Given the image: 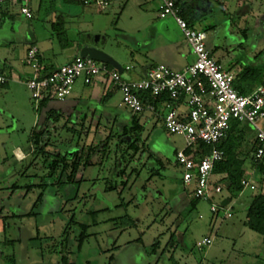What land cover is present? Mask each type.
Wrapping results in <instances>:
<instances>
[{"label":"rangeland","instance_id":"rangeland-1","mask_svg":"<svg viewBox=\"0 0 264 264\" xmlns=\"http://www.w3.org/2000/svg\"><path fill=\"white\" fill-rule=\"evenodd\" d=\"M109 1V7L96 10L73 0H32V19L17 16L19 6L14 5L9 14L14 28L22 24L23 32L7 36L15 42V53H20L23 39L29 42L36 35L37 44L48 50L46 56L55 63L64 62L73 46L86 44L137 70L140 65L159 63L153 58L152 47L153 36L164 24L158 17L160 0ZM212 1L211 11L202 12L191 26L206 32L211 55L221 61L224 69L235 74L246 67L264 72V20L261 16L262 24L255 22L259 17L256 9L262 0H254L256 9L247 18L238 14L240 9L236 6L244 0ZM58 18L65 24L64 38L70 47H62L54 36L51 26ZM10 23L7 22L6 28ZM187 60L192 61L193 57L189 55ZM9 85L0 88L3 92L0 97L3 113L0 121V264H10L11 258L12 264H63V257L74 264L264 263V236L245 224L250 195L258 191L247 189L228 206L213 213L211 201L195 199L194 188L182 183L176 151L186 147L184 136L168 133L149 113L137 116L143 126L139 136L145 148L138 144L142 151L125 152L127 145L119 143L120 122L109 126L115 137L108 144L102 166L90 168L94 178L86 174L74 187L51 186L33 209L36 215L13 216L11 212L17 215L20 211L18 205H12L14 198H22L25 211L31 212L41 189L34 187L28 192L27 186L42 180L50 183L52 178L47 179L45 175L50 159L46 162L44 156L31 155L21 163L12 155L14 146L27 148L29 145L31 124L39 113L27 86L12 81ZM90 88L85 86L86 90ZM110 104L114 107L123 104L119 89ZM124 119L120 121L131 120ZM78 129L74 134L71 129L52 134L53 143L47 146L46 152H56V144L64 149L70 136L71 144L83 148L86 155L89 147L99 145L110 133L105 130L101 133L102 139H94L93 133L87 139ZM154 150L162 154L166 170L156 164ZM102 155L98 150L96 157ZM130 155L135 158L131 159ZM120 168L124 170L123 175L118 173ZM14 183L20 190L13 189V199L8 203L12 191L9 186ZM109 185L116 188L107 190ZM225 194L216 195L213 202L219 204ZM184 195L189 196L187 204L183 202ZM228 207L232 208L230 218L224 214ZM80 224L88 228L79 248ZM172 235L173 246L169 244ZM206 236L213 238V243L199 249L197 243ZM112 256L114 259L110 260Z\"/></svg>","mask_w":264,"mask_h":264},{"label":"built area","instance_id":"built-area-1","mask_svg":"<svg viewBox=\"0 0 264 264\" xmlns=\"http://www.w3.org/2000/svg\"><path fill=\"white\" fill-rule=\"evenodd\" d=\"M15 0H0V2ZM20 11L32 18V0H17ZM95 2L101 8L109 5L107 0H84L85 4ZM159 16H172L181 29L195 59L180 71H174L164 64L152 66L143 79L126 80L122 73L110 69L107 64L88 57L75 56L72 61L45 72L40 63V51L36 46L28 49L25 63L33 69V75L26 81L31 91L35 108L50 97L64 100L72 94L76 81L83 79L90 84L102 76L107 86L115 87L122 93L123 105L135 115L155 113L161 100L167 112L164 115V129L170 134L184 136L187 144L176 152V161L182 168V183L193 187V197L211 201V211L218 213L220 203L213 202L216 195L222 194L224 187L213 182L215 165L224 159V150L218 147L227 137L232 121L246 123L253 128L256 136V151L253 161L264 157V84L257 85L249 94H242L234 84L235 74L223 66L207 49L205 31L191 27L180 15L175 0H163ZM131 67H126L129 70ZM7 79L0 74V84ZM149 93L150 101L145 102L141 93ZM184 101L188 110L178 113L175 104ZM211 146L208 153H202L199 145ZM250 185L242 180V186ZM254 188V186H252ZM225 216H231L229 211ZM213 238L206 236L197 243L199 249L210 246Z\"/></svg>","mask_w":264,"mask_h":264},{"label":"crops","instance_id":"crops-1","mask_svg":"<svg viewBox=\"0 0 264 264\" xmlns=\"http://www.w3.org/2000/svg\"><path fill=\"white\" fill-rule=\"evenodd\" d=\"M41 1V0H40ZM82 2L83 6L86 8H96V10H104L105 8H101L98 6L95 2H90L89 4H85L84 0H73ZM110 5V1L107 0ZM146 1L142 0L141 2ZM163 0H160V5L162 4ZM177 1V0H175ZM189 5L191 6L192 12L197 13L200 15L202 12L209 13L213 7V1L212 0H185ZM239 1V0H238ZM254 0H244L242 4L237 3V8L240 9L238 11V14L240 16H244V18L248 17L249 15L255 11V7L253 6ZM17 5L19 6V9L17 11V16H24L27 18L24 14L20 11V2L15 1H6V2H0V72L1 75H4L7 79V82L5 84H0V88L5 87L9 85V83L12 81L13 84L17 85H26V81L33 75V69L28 66L25 63V58L28 49L30 46H36L40 51V63L44 69V71H52L59 66L68 63L73 60L75 56H77V52H73V46L72 49L68 51V54L66 55V58L64 62L61 63H55L51 61L50 57H47L46 54L48 52L47 49L41 48L35 40H37L36 35L34 36V39L29 42H24L26 39H23V45L21 50L18 51L20 53H15L13 45L15 44L13 39H10L8 34H14V33H21L23 32L22 24L19 25L18 28H14L13 23L14 20H12V17H8L11 13V7ZM109 5L107 7H109ZM32 6V4H31ZM32 10V7H30ZM160 11V6H159ZM257 14H259V17L256 18L255 22L257 25L262 24L261 22V16L262 20H264V0H262V5L259 6V9H256ZM33 14V10H32ZM158 17L160 19H163L164 24L160 26V29H158L153 36V58H156L159 63H156L153 65L149 64L147 65H140L138 70L133 65H126L123 66V72L122 77L126 80H138L143 79L146 76V73L148 70L155 65L158 64H164L170 69L180 71L188 64L192 63L194 61V55L191 52V48L189 47L187 41L182 36L183 33L179 26L177 25L175 19L172 16H167L165 18H161L159 15ZM33 18V17H32ZM30 18V19H32ZM29 19V18H27ZM7 22H11L7 28ZM256 26V25H255ZM18 29V30H17ZM180 32V34H177ZM19 47V46H18ZM17 47V48H18ZM13 48V50H12ZM192 56L193 60L189 61L187 60L188 57ZM219 60V59H216ZM219 63L221 64V61L219 60ZM222 65V64H221ZM131 67L129 70L126 69V67ZM238 70V69H237ZM240 70L237 71V73ZM236 73V74H237ZM235 74V73H234ZM235 74V75H236ZM91 86L89 90L85 89V86ZM244 88L246 93L249 94L257 85L258 83L251 82L250 80H246L243 82ZM10 88V85H9ZM118 91V88L115 87H109L105 83V80L102 76L96 77L92 83L85 84L84 81H76L72 94L67 97L64 100H51L48 102L47 108L43 110L44 117H46L47 113L46 111L51 108L54 109L59 113V120L55 123L49 124V130L52 134H57V132L65 130V129H73L75 131H78V127H80V131L85 133L86 138H89L90 134L95 133L94 139H102V134L105 130L111 131L109 129V126L116 125L118 122H120V127L129 124L133 118V113L128 110L123 104H120L118 107H114L110 104V99L114 96V94ZM3 95L2 90L0 89V97ZM163 102H159L157 106V111L155 113H149L154 115L157 120H159L162 123V126H164V115L167 112L166 107L162 104ZM35 108V105H34ZM175 108L178 111V113H186L188 108L184 101L175 104ZM36 109V108H35ZM37 111V109H36ZM138 116V115H137ZM3 117V113L0 112V121ZM127 117V118H126ZM128 117L131 120H125L128 119ZM124 119L125 121H120L121 119ZM45 120V119H44ZM46 121V120H45ZM44 121V122H45ZM104 121V122H103ZM40 122L39 114L37 115L36 119L32 121L31 124V134L34 131V128L37 126V123ZM264 122V121H263ZM239 129H235L233 132V135L230 137V142H233V152L237 159L243 161V169L245 170L243 179L247 180L250 185L247 187L242 188L241 191H239L236 196H241L245 193L247 189H250L251 191H258L257 194H263L264 195V173H262L259 168L257 167L256 163L253 161L254 152L256 151V136L255 131L251 126H249L246 123H240ZM30 136L28 138V146L27 148H23L20 145H16L12 149V155L16 159L17 162H24L27 161L31 155H33V147L32 143L30 141ZM67 141H73L72 137L67 138ZM75 145L71 144L70 149H74ZM182 150V149H181ZM177 152V151H176ZM92 154L91 158L89 160V165L85 167H81L78 174L76 175V180H80L83 178L84 175H88L90 178H94L95 175H92L89 171L90 168L94 165H101L103 163V159L99 158L97 156ZM153 157L156 161V164L159 165L158 162L162 163V168L167 169L165 166V160H163L162 154L158 150H154ZM38 158V157H37ZM264 163V159H263ZM34 164V162H33ZM106 170V169H105ZM121 170V168H120ZM100 171V170H99ZM108 171V170H106ZM100 173V172H99ZM119 173V172H118ZM258 175L260 176L258 178ZM92 176V177H91ZM226 174L219 175V174H213V182L216 184H221L224 187V198H230V203L232 202L233 198L227 190V187L229 186V181L227 179H224L223 181H219L222 178H225ZM242 179V180H243ZM182 180V176H181ZM13 185V184H12ZM10 185L9 187L11 188ZM254 186V188H252ZM11 196L8 200V203L13 198V188H11ZM16 191L20 189H15ZM257 194H251L250 195V204L246 211V216L248 219V212L250 205L254 199V197ZM191 197V196H190ZM183 202L185 204L189 203V196H183ZM23 199L14 198L13 204L18 205L20 211L19 212H26L25 208L23 206ZM229 203V204H230ZM228 204V205H229ZM227 205V206H228ZM22 206V207H20ZM232 208H227L226 211H229L231 216H225L226 218L232 217L231 213ZM247 220L245 221L246 224Z\"/></svg>","mask_w":264,"mask_h":264},{"label":"trees","instance_id":"trees-1","mask_svg":"<svg viewBox=\"0 0 264 264\" xmlns=\"http://www.w3.org/2000/svg\"><path fill=\"white\" fill-rule=\"evenodd\" d=\"M176 6L180 9V15L188 22L190 26L194 25V22L197 20L199 15L197 13L192 12L191 6L189 3H187L185 0H177ZM8 17H11L10 15ZM63 20L62 18H58L55 22L52 23V30L54 33V36L61 42L62 47L67 48L70 47V45L67 43L68 39L65 40V28H64ZM245 34V33H244ZM64 40V42H63ZM69 42V41H68ZM72 46V45H71ZM261 53V52H260ZM219 62V60H217ZM107 66L110 69H113L110 65L107 64ZM2 70H0L1 72ZM48 72V71H45ZM246 80H250L251 82L256 83L257 81H260L258 84H264V72L263 70H257L256 68L246 67L240 70L235 75V88L242 94H245V88L243 85V82ZM141 96L143 97L145 102H148L151 99V96L149 93H141ZM165 100L166 96H163L161 99H158L155 101L156 104H159L161 100ZM54 100L50 97L44 98L38 108L37 111L39 113L40 122L37 123V126L34 128L33 133L30 136V141L32 143L33 147V155L36 157L38 156H44L45 161L50 162L47 164L46 169L47 173L46 178L51 179L52 182H42L39 184H32L28 185L27 189L29 190L33 189L34 187H39L41 189V192L38 194L37 199L34 202L33 208L29 215H36L33 211V209L39 204V202L42 201L43 195L45 191L51 187V186H57L58 188L61 187H74L75 184H78L80 180H76V175L78 174L81 167H85L89 165V160L91 158L92 152L98 153V150L100 153L102 152L103 155L101 159H103L104 155L106 154L108 150V144L110 140H113L112 138L115 137V134L113 131H110L108 136L105 138V141L101 142L97 146H91L88 149V152L86 155H84L83 148H80L78 145L73 150L70 149L71 141H66L68 144L67 147L64 149L59 148L56 144V152L50 153L46 152L47 146L51 145L53 143L52 141V135L49 130V124L55 123L59 120V113L55 111L54 109L49 108L46 113V117H44L43 110L47 108L48 102ZM46 121H45V120ZM45 121V122H44ZM240 122L238 121H232L231 122V128L226 138H224L218 145V147L225 152V157L223 160L218 162L215 165L214 168V174L223 175L226 174L225 178L220 179L219 181H223L224 179H227L229 181V186L227 187V190L229 191L230 195L232 197L236 196V194L242 190V179L245 173V170L243 169V161L237 159L235 156L232 148H233V142H230V137L233 135V132L235 129H239ZM121 130L122 135H119V143H122L124 145H127L125 152H128L129 150L134 151L135 153H138L142 150H139L138 144L141 145V138L139 136V132L143 130V126L139 123L137 119V115H133V118L131 122L122 128H119ZM73 134L75 133V130L71 129ZM142 149L145 148L144 145H141ZM199 149L202 151V153H208L211 150V146L201 143L199 145ZM131 159H134L135 157L130 155ZM264 157L259 160L258 162H255L259 170L264 173V163H263ZM159 166H162L161 162H158ZM154 172V171H153ZM120 175L124 174V170L121 169L119 171ZM124 184V181L123 183ZM20 186H18L16 183L12 185L13 189H17ZM116 187L113 185L107 186V190H114ZM195 202H190V205H194ZM73 219L71 218V221ZM246 225L253 231L259 233L260 235L264 236V195L263 194H257L249 208L248 212V219L246 222ZM80 227L82 229V232L79 236V248L82 246L85 238L87 237L85 235V232L88 228L85 224H80ZM140 241V240H138ZM171 246L175 244L174 236L170 238ZM154 250V249H153ZM113 256L110 257V260H113ZM63 264H74L69 261L67 257L62 258ZM264 264V263H263Z\"/></svg>","mask_w":264,"mask_h":264},{"label":"water","instance_id":"water-1","mask_svg":"<svg viewBox=\"0 0 264 264\" xmlns=\"http://www.w3.org/2000/svg\"><path fill=\"white\" fill-rule=\"evenodd\" d=\"M73 52H77V54L83 58H90L94 59L96 61H99L101 63H105L110 65L113 69L117 70L118 72L122 73L123 72V66L111 55L108 53L102 51L98 47L90 44H86L82 47L79 45H76L75 48H73ZM230 198H225L221 202V206L225 207L230 203Z\"/></svg>","mask_w":264,"mask_h":264},{"label":"flooded vegetation","instance_id":"flooded-vegetation-1","mask_svg":"<svg viewBox=\"0 0 264 264\" xmlns=\"http://www.w3.org/2000/svg\"><path fill=\"white\" fill-rule=\"evenodd\" d=\"M15 190V189H14ZM27 196V195H26ZM29 213L30 212H17V215H15V213L14 212H11V214L13 215V216H22V215H29ZM2 254H0V256H1ZM10 261V260H9ZM13 262H12V258H11V261H10V264H12Z\"/></svg>","mask_w":264,"mask_h":264}]
</instances>
